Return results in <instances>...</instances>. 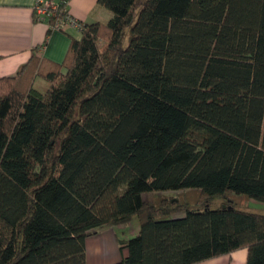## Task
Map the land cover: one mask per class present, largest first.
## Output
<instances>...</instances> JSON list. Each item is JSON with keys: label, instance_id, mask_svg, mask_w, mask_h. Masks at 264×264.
<instances>
[{"label": "trees", "instance_id": "16d2710c", "mask_svg": "<svg viewBox=\"0 0 264 264\" xmlns=\"http://www.w3.org/2000/svg\"><path fill=\"white\" fill-rule=\"evenodd\" d=\"M97 5L110 18L74 20L62 63L0 79V264H86L85 240L133 217L115 264H264V214L232 199L264 203V0ZM180 190L199 207L142 198Z\"/></svg>", "mask_w": 264, "mask_h": 264}, {"label": "crops", "instance_id": "0c3cea01", "mask_svg": "<svg viewBox=\"0 0 264 264\" xmlns=\"http://www.w3.org/2000/svg\"><path fill=\"white\" fill-rule=\"evenodd\" d=\"M34 3L35 0H0V79L14 77L32 56L62 63L70 39L80 38L78 28L65 23L52 28L47 19L36 17ZM65 10L70 18L82 24L106 22L111 16L97 5V0H66ZM38 79L41 78L33 81V87ZM42 82L45 88L48 84ZM113 228L105 227L85 240L86 264H115L126 257ZM246 257L247 250L239 249L197 264H246Z\"/></svg>", "mask_w": 264, "mask_h": 264}, {"label": "rangeland", "instance_id": "374dc122", "mask_svg": "<svg viewBox=\"0 0 264 264\" xmlns=\"http://www.w3.org/2000/svg\"><path fill=\"white\" fill-rule=\"evenodd\" d=\"M43 80L38 79L35 84V89L44 91ZM143 200L150 205H158L161 201L165 203H179L186 204L190 207H199L202 202V197L197 190H180V191H166V192H152L145 193L142 195ZM233 201H235L236 208L239 209H249L250 211H255L264 214V203L255 202L249 199H245L239 196L232 195ZM220 202L218 199L211 200L209 203L210 209H215L219 206ZM247 207V208H246ZM114 233L118 240H128L135 237L139 230L138 219L133 217V219L126 225L113 226Z\"/></svg>", "mask_w": 264, "mask_h": 264}, {"label": "built area", "instance_id": "2783aa9c", "mask_svg": "<svg viewBox=\"0 0 264 264\" xmlns=\"http://www.w3.org/2000/svg\"><path fill=\"white\" fill-rule=\"evenodd\" d=\"M58 3L59 2H56L55 0H35L33 7L35 16L41 19L54 17L60 11ZM63 19L65 24L78 28L74 19L70 18L68 15H66ZM58 25L60 26L61 23Z\"/></svg>", "mask_w": 264, "mask_h": 264}]
</instances>
